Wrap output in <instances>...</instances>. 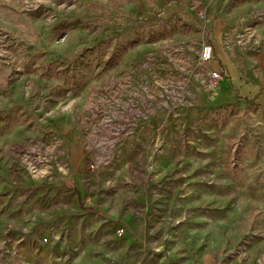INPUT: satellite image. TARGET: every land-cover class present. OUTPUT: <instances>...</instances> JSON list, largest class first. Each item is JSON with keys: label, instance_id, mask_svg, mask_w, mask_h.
I'll list each match as a JSON object with an SVG mask.
<instances>
[{"label": "rangeland", "instance_id": "374dc122", "mask_svg": "<svg viewBox=\"0 0 264 264\" xmlns=\"http://www.w3.org/2000/svg\"><path fill=\"white\" fill-rule=\"evenodd\" d=\"M228 38L264 0H0V264H264V70L198 59Z\"/></svg>", "mask_w": 264, "mask_h": 264}, {"label": "crops", "instance_id": "0c3cea01", "mask_svg": "<svg viewBox=\"0 0 264 264\" xmlns=\"http://www.w3.org/2000/svg\"><path fill=\"white\" fill-rule=\"evenodd\" d=\"M218 33H219V24H216L212 32V37L216 41H217ZM211 43L212 44L209 45L211 47L212 45H214L215 47L216 42L212 41ZM215 50L216 51H215L214 61L213 60L209 61L210 72L213 71L220 72L221 76H223L221 77L220 80H223L225 85L226 84L228 85V82L234 86L247 84L240 89L241 94L243 98L245 95L253 96L255 93L254 90L255 83L251 82L248 76L244 77L243 75H239V73H241L242 71L243 74H246L244 73V71L246 70V68H248L247 70L250 69L249 72L250 74H252L253 77L255 78L259 77L258 72L261 69L264 70V47L257 49L256 52L254 53L252 52L249 55L248 51L245 48H238L237 45L234 44L233 41L228 38L226 39L225 47H223L222 49H215ZM254 64H257L258 71H256V68H253V70L251 71V67H253ZM247 70L245 72H247ZM240 79H242V81H240ZM261 82L262 84H264V80Z\"/></svg>", "mask_w": 264, "mask_h": 264}, {"label": "built area", "instance_id": "2783aa9c", "mask_svg": "<svg viewBox=\"0 0 264 264\" xmlns=\"http://www.w3.org/2000/svg\"><path fill=\"white\" fill-rule=\"evenodd\" d=\"M213 57V50L212 47L209 44L202 45L199 53V61L202 64H207L209 61H211ZM221 79V73L217 71H213L209 75V84L213 88H216L219 85V81Z\"/></svg>", "mask_w": 264, "mask_h": 264}, {"label": "trees", "instance_id": "16d2710c", "mask_svg": "<svg viewBox=\"0 0 264 264\" xmlns=\"http://www.w3.org/2000/svg\"><path fill=\"white\" fill-rule=\"evenodd\" d=\"M79 205H80V208H81L82 210H88V209H90V208H88L87 206H84V205L80 202V200H79Z\"/></svg>", "mask_w": 264, "mask_h": 264}, {"label": "bare ground", "instance_id": "6f19581e", "mask_svg": "<svg viewBox=\"0 0 264 264\" xmlns=\"http://www.w3.org/2000/svg\"><path fill=\"white\" fill-rule=\"evenodd\" d=\"M220 82V81H219Z\"/></svg>", "mask_w": 264, "mask_h": 264}]
</instances>
